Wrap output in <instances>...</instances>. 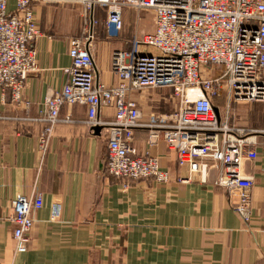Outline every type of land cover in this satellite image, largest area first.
Returning <instances> with one entry per match:
<instances>
[{
	"label": "crops",
	"instance_id": "crops-1",
	"mask_svg": "<svg viewBox=\"0 0 264 264\" xmlns=\"http://www.w3.org/2000/svg\"><path fill=\"white\" fill-rule=\"evenodd\" d=\"M75 1L34 2L41 32L36 41L39 71L28 78L20 103L2 101L0 91V264H264L261 105H230V125L256 131L258 158L242 167V175L254 182L250 225L236 213L227 192L215 185L219 165L206 162L205 173H195L189 184L178 183V174L188 173L179 167L177 153L164 141L151 146L145 127L134 131L131 144L139 155L159 159L161 169L170 174L167 184L111 178L106 171L108 134L89 127L85 106H64L62 121L48 132L46 98L66 85L71 41L83 36L77 35ZM8 6L10 11L15 8L13 1ZM134 38L129 31L113 29L94 37L90 50L99 83L107 88L118 84L113 54L130 51ZM144 90L135 95L142 122H169L178 104L159 95L173 94L171 89ZM215 104L227 110L224 99ZM242 106L246 113L236 115ZM114 115L115 103L102 107L104 121H113ZM35 190L43 194L44 205L33 213L28 251L17 253L14 227L7 218L13 215L12 202Z\"/></svg>",
	"mask_w": 264,
	"mask_h": 264
},
{
	"label": "built area",
	"instance_id": "built-area-1",
	"mask_svg": "<svg viewBox=\"0 0 264 264\" xmlns=\"http://www.w3.org/2000/svg\"><path fill=\"white\" fill-rule=\"evenodd\" d=\"M15 8L9 10V2ZM37 0H0V91L2 101L21 102L28 78L39 71L36 41L39 24L33 10ZM90 9L109 10L108 29L121 30L123 10H152V33L135 35L130 51H116L112 71L118 84L107 88L97 80L90 50L92 32L71 41V64L64 69L67 82L46 98L51 132L64 106H85L92 130L108 134L107 174L117 181H170L159 159L139 155L132 139L140 127L149 130V144L164 141L178 156L177 182L189 184L207 164L220 166L215 185L224 189L243 223L252 222V178L242 175L246 161H256L254 131L230 125L231 103L259 104L264 110V0H79ZM147 88H169L178 110L169 122L144 124L135 93ZM224 99L227 110L215 104ZM115 103L114 120L101 118L105 105ZM216 109L218 113H216ZM3 113L0 110V119ZM65 122H71L66 119ZM202 181H206L203 177ZM235 198V201H233ZM44 205L43 194L12 202L16 252L28 251L34 228L33 213Z\"/></svg>",
	"mask_w": 264,
	"mask_h": 264
},
{
	"label": "rangeland",
	"instance_id": "rangeland-1",
	"mask_svg": "<svg viewBox=\"0 0 264 264\" xmlns=\"http://www.w3.org/2000/svg\"><path fill=\"white\" fill-rule=\"evenodd\" d=\"M78 1H75V4L78 5ZM74 7V6H73ZM96 9V8H95ZM75 10V7H74ZM81 10V11H79ZM88 11H85V8H82L80 5L78 6L77 9V14H75L76 18V23H77V30L78 33L77 35H87L88 33L92 32L94 34V37L97 36L98 33H102L105 29V31H109L105 26L106 21L109 18V10L104 9L103 14H95L94 11L87 9ZM80 12V13H78ZM76 13V12H75ZM122 19V28L121 30H115L113 29L114 32L116 33H121V32H126L129 31L130 36H134L136 34L140 36H144L146 34L152 33L154 31V26H155V16L154 12L152 10L148 11H143V12H136L133 10L126 9L124 13L121 15ZM114 38L110 39L111 41ZM116 39V38H115ZM145 91V90H143ZM143 91H138L135 93L136 95H141ZM161 99L162 97H166L168 99H171L175 105L178 104V99L174 97L173 94H168L166 96L159 95ZM244 104L245 103H241ZM175 107V106H174ZM236 115L243 116V114L246 113L244 106H242L240 109L238 108L236 110ZM260 122L263 124L264 123V113L259 114ZM254 131V130H253ZM256 132V131H254Z\"/></svg>",
	"mask_w": 264,
	"mask_h": 264
},
{
	"label": "water",
	"instance_id": "water-1",
	"mask_svg": "<svg viewBox=\"0 0 264 264\" xmlns=\"http://www.w3.org/2000/svg\"><path fill=\"white\" fill-rule=\"evenodd\" d=\"M216 113H218V110H217V109H216ZM95 130H96V131H99L100 129H99V128H96Z\"/></svg>",
	"mask_w": 264,
	"mask_h": 264
}]
</instances>
